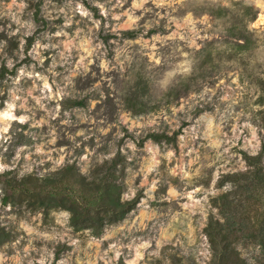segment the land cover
I'll use <instances>...</instances> for the list:
<instances>
[{"label": "clouds", "instance_id": "obj_1", "mask_svg": "<svg viewBox=\"0 0 264 264\" xmlns=\"http://www.w3.org/2000/svg\"><path fill=\"white\" fill-rule=\"evenodd\" d=\"M262 89L264 0H0V264H219L210 225L264 264L220 207L264 172ZM101 184L122 210L74 224Z\"/></svg>", "mask_w": 264, "mask_h": 264}, {"label": "trees", "instance_id": "obj_2", "mask_svg": "<svg viewBox=\"0 0 264 264\" xmlns=\"http://www.w3.org/2000/svg\"><path fill=\"white\" fill-rule=\"evenodd\" d=\"M249 163L253 164L256 161L249 160ZM256 184L264 185V172L260 169H257L255 184L250 185L248 189L239 194L237 203L226 202L227 197H222L220 204L222 213L230 215L238 221L241 227L245 229V235L249 240L264 237V202L257 198L255 192ZM80 185V179L75 176L71 168L67 169L59 180L46 182L44 185H36L35 182L31 185H16L11 180L8 181L12 199H15L19 193L21 197H31L40 204L58 200L60 197L70 198L75 191L80 189ZM84 191L87 193L85 198L86 206L83 208L74 207L73 210L76 213L73 220L74 224L85 220L92 209L97 211L122 210L116 199L118 189L111 185H109L107 190L102 184L94 189L91 186L84 185ZM5 202L7 203V200ZM213 203L215 204L216 202L214 201ZM205 231L211 233L213 246L219 249V264H234V253L229 251L230 237L233 233H225L222 228L216 225H210Z\"/></svg>", "mask_w": 264, "mask_h": 264}, {"label": "rangeland", "instance_id": "obj_3", "mask_svg": "<svg viewBox=\"0 0 264 264\" xmlns=\"http://www.w3.org/2000/svg\"><path fill=\"white\" fill-rule=\"evenodd\" d=\"M29 43H31V41ZM14 46L15 45H13V47ZM262 91H264V89H262ZM255 105L259 106V108L261 109V112L259 114L261 116H264V95H260L259 98L255 100Z\"/></svg>", "mask_w": 264, "mask_h": 264}]
</instances>
